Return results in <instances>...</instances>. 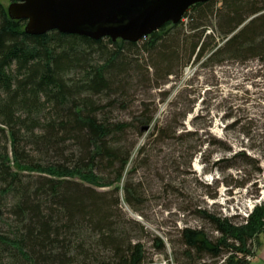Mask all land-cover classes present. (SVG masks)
<instances>
[{
	"label": "trees",
	"instance_id": "trees-1",
	"mask_svg": "<svg viewBox=\"0 0 264 264\" xmlns=\"http://www.w3.org/2000/svg\"><path fill=\"white\" fill-rule=\"evenodd\" d=\"M24 25L10 20L0 2V264H69L73 260L69 248L74 244L83 262L144 264V246L123 230L114 215L121 213L120 200L137 211L133 186L124 185L120 194L118 187L113 188L130 159L120 144L128 130L136 134L154 123V113H141L133 123L111 118V110L121 105L119 99L130 84L124 76L131 67L140 68L130 56L141 50L154 75L166 81L174 68L180 71L192 59L263 64L264 0H209L194 5L178 25L167 24L137 43L92 41L57 32L29 36ZM142 68L139 74L148 78L147 67ZM37 129L42 134L35 137ZM21 131L30 134L37 154L54 161L42 165L24 159L18 148ZM176 135L170 124H154L148 140L138 147L135 162L149 144L167 147L176 139L192 141L196 136ZM1 141H5L2 147ZM192 150L191 159L200 153L196 146ZM236 160L261 174L259 160L244 153L212 166ZM194 213L214 235L180 229L178 238L187 258L247 264L244 258L251 256L264 231V203L239 224L205 210ZM156 248L163 252L161 240ZM102 252L108 256L101 257Z\"/></svg>",
	"mask_w": 264,
	"mask_h": 264
},
{
	"label": "rangeland",
	"instance_id": "rangeland-1",
	"mask_svg": "<svg viewBox=\"0 0 264 264\" xmlns=\"http://www.w3.org/2000/svg\"><path fill=\"white\" fill-rule=\"evenodd\" d=\"M0 2L5 8L10 4V0ZM137 53L130 56V61H137L139 69L147 67L148 78L139 74L136 66L128 70L124 79L130 84H126L123 97L119 99L121 105L111 110V118L133 123L141 113H154V123L147 127L148 130L136 134L128 130L120 144L130 153V159L121 181L113 188L118 187L120 194L124 185L133 186L138 203L135 202L137 211L133 212L120 200L121 213L114 214L118 216L115 221L122 223L130 237H136L142 243L146 257L144 264H222L224 258L201 261L187 258L178 231L189 227L212 236L211 226L199 219L194 211L205 210L239 224L254 207L264 203V63L258 60L196 62L192 59L180 71L174 68V75L166 81L160 75H154L148 57L141 50ZM182 114H185L183 120ZM166 123L176 128V136L195 134L194 140L176 139L167 147L149 144L135 162L138 147L148 140L154 124ZM24 134L21 131L18 147L24 152V159L42 165L54 161V158L37 154L36 147L29 141L30 134ZM41 134L39 129L33 132L35 137ZM4 145L5 141H1V147ZM195 146L201 155L191 159ZM7 149L10 151L8 144ZM239 153L259 160L261 174L255 175L242 160L213 168V163ZM164 155L172 157L164 158ZM228 165L236 168L227 169ZM109 181H113L112 177ZM242 183H246L243 189L235 187ZM4 216H8L6 212ZM157 240L162 241V253L156 248ZM74 247L75 244L69 248V256L73 258L69 264H100L83 262ZM92 254L96 255V252ZM107 256V252H102L101 257ZM244 261L264 264V232L259 236L258 245L253 244L251 256L245 257Z\"/></svg>",
	"mask_w": 264,
	"mask_h": 264
},
{
	"label": "water",
	"instance_id": "water-1",
	"mask_svg": "<svg viewBox=\"0 0 264 264\" xmlns=\"http://www.w3.org/2000/svg\"><path fill=\"white\" fill-rule=\"evenodd\" d=\"M208 1L10 0L6 13L12 21L25 22L23 31L29 36L57 32L92 41L137 43L167 24L178 25L190 7Z\"/></svg>",
	"mask_w": 264,
	"mask_h": 264
}]
</instances>
